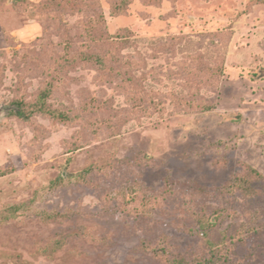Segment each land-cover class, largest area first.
<instances>
[{
    "label": "rangeland",
    "instance_id": "374dc122",
    "mask_svg": "<svg viewBox=\"0 0 264 264\" xmlns=\"http://www.w3.org/2000/svg\"><path fill=\"white\" fill-rule=\"evenodd\" d=\"M24 1L0 0V264H168L142 243L168 245L186 261L207 256L184 198L218 218L211 238L226 235L232 262L264 264V0H76L54 12L36 8L49 0ZM118 1L122 11L110 15ZM98 14L105 17L98 33L132 32L120 54L144 92L143 112L133 114L128 90L101 82L89 65L50 76L57 57L81 50ZM220 63L214 78L189 71ZM52 79L48 102L70 113L94 107L91 123L14 116L15 101H33ZM200 99L213 107L178 106ZM78 133L79 148L66 152ZM115 159L125 161L112 168ZM91 162L108 168L79 182ZM244 164L262 177L248 193L228 191ZM165 182L174 193L150 213L106 203L126 185ZM17 204L24 206L8 217ZM139 205L137 197L125 207Z\"/></svg>",
    "mask_w": 264,
    "mask_h": 264
},
{
    "label": "trees",
    "instance_id": "16d2710c",
    "mask_svg": "<svg viewBox=\"0 0 264 264\" xmlns=\"http://www.w3.org/2000/svg\"><path fill=\"white\" fill-rule=\"evenodd\" d=\"M23 2L26 1L23 0ZM74 2L76 5V0H49L45 3L46 5H37L36 8L39 11L42 9V11L49 10L50 12H54L56 8L72 7ZM123 4H125L123 1H118V3L116 2L112 7H110V15H118V13L122 11V8L124 6ZM104 23L105 17L102 14H98L95 18L89 19L88 26L86 28L87 32L83 37L84 41L83 46L81 45V50L75 52L67 51L65 54H61L59 57H57V59L53 62L52 69L50 70V76L51 78L56 76L59 80L61 78L59 77V74L64 69H72L75 65H89L98 72V76L101 82L113 83L114 81H117L119 82V87L122 91L128 90V94H131L128 96V100L131 103L133 114H136L139 111L143 112L146 108V102L145 100H143V97L140 96L143 95L144 92L139 85V80L136 79V77L132 75L129 70L127 73V70L123 67V65H125V62H128V67L131 62L129 60L126 61L120 54V50L126 48L127 46L129 47L132 44V32L128 28H121L112 35L105 33L104 31H100L98 33L97 29L103 27ZM66 44L70 45V42L66 41ZM115 63L122 65L120 66L122 69L117 70V68H115ZM219 65L220 66L217 67H200L197 69L195 67H189V71L194 72V74H208V76L214 78L221 75L222 73L223 64L220 63ZM53 88L54 82L52 79L46 83L43 89L39 90L33 101L29 103L22 100L15 101L17 109L14 116L19 120L27 121L35 113H40L46 115L54 123H91L92 117L90 113L96 112V108L93 107V111L91 112L90 110L85 109L84 111H80L77 113H70L58 107L56 108L48 102V99L53 92ZM26 106L27 108H29V110L25 109ZM178 106L183 107L188 111L201 112H207L213 107L212 103L205 102L203 99L197 100L196 102L192 100L183 102L178 101ZM102 120L103 119L99 120L97 123L99 125L104 124ZM75 135L76 139H74L66 149V152L68 153L77 150L79 148L80 141L82 140L81 138H84L81 137L79 133ZM124 161V159H115V162L110 163V166H112V168H115L118 163H123ZM243 166L244 169L233 179V182H231L232 184L226 183V185H229L228 191L233 192L235 190H241L244 193H248L251 191L252 182L262 177V174L254 167L248 164H244ZM106 168H108L106 163H103V165H101L97 162H91L87 164L82 169V171H79L75 177L79 182H86V184H89L86 181V177L88 175L95 174L96 172L101 170L105 172ZM5 173L6 172L4 169H0V176L5 175ZM61 177V175H58L57 178L61 179ZM136 185V187H134V184L133 186L126 185L123 188L124 191L119 190L114 192V195H112L106 203L109 204L110 201L119 200L120 208L117 207L113 210L119 211L121 213L134 212L135 214H147L151 212L153 207H158L163 199L167 198V196H169L171 193H174L173 187H171L168 182H165L161 189L145 188L142 186V184ZM199 194H201L200 191L198 192V195ZM198 195L193 196V193L190 194L192 199H195L196 197H198ZM137 197L140 199V205L138 207H133L132 210H128L125 205H128V202H130L131 200H135ZM184 199L187 200L185 206L187 205L186 211L189 217L198 225L200 235L204 238L205 243L210 246L209 254L207 256H202L198 253L191 261H186L184 258L180 257L179 259V257L171 255L168 245H162L160 246L161 250H157L155 246H150L149 244L142 243L141 248L145 251L155 254L162 260H166L168 264H242L239 262H232L228 258L230 250L226 249L228 247V243H226L225 241L226 235L224 233L218 242H215L211 238L213 230L217 225L218 218L215 217L213 221L208 219L206 210L203 206L199 209H196L191 203V199ZM22 206H24V204L11 206L10 212L13 213H11L12 215H9L8 217L14 216V212L19 210V208H21ZM162 241H165L164 236H162ZM170 257L172 259H169Z\"/></svg>",
    "mask_w": 264,
    "mask_h": 264
}]
</instances>
